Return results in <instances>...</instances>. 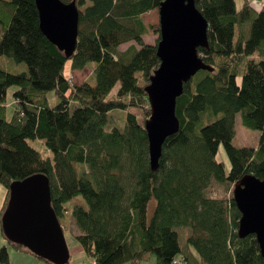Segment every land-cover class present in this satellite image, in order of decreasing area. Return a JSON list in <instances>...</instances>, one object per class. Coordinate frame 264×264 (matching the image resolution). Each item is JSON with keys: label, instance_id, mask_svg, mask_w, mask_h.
Returning <instances> with one entry per match:
<instances>
[{"label": "trees", "instance_id": "trees-1", "mask_svg": "<svg viewBox=\"0 0 264 264\" xmlns=\"http://www.w3.org/2000/svg\"><path fill=\"white\" fill-rule=\"evenodd\" d=\"M75 1L79 34L68 57L43 34L36 0H0V56L28 67L13 73L0 66V184L7 188L0 264H11L10 247L54 264L9 240L2 226L12 183L37 173L49 177L52 207L62 226L73 220L90 262L139 264L150 253L155 264H176V228L188 227L201 264H264L256 236L239 237L232 193L246 174L264 180V4L244 0L237 9L235 0H196L209 22L210 47L199 54L214 71L185 83L176 105L180 129L165 141L153 171L145 87L161 64L160 27L156 42H147L155 26L143 16L164 0ZM68 63L73 71L90 66L91 77L75 83L65 74ZM51 91L60 99L55 106ZM130 107L141 116L129 111L122 130L106 129L111 111ZM237 114L260 131L256 147L233 144ZM221 143L228 171L218 158Z\"/></svg>", "mask_w": 264, "mask_h": 264}, {"label": "water", "instance_id": "water-1", "mask_svg": "<svg viewBox=\"0 0 264 264\" xmlns=\"http://www.w3.org/2000/svg\"><path fill=\"white\" fill-rule=\"evenodd\" d=\"M40 28L49 41L70 57L76 50L80 13L76 1L36 0ZM160 67L145 87L151 115L145 122L149 160L153 171L160 167L163 145L180 129L177 99L184 85L201 70L214 71L199 48L209 49V22L196 0H164L158 8ZM233 198L241 213L238 234H254L264 257V180L246 174L233 187ZM6 237L21 243L54 264H67L70 250L63 226L52 207L49 177L43 173L15 181L2 215Z\"/></svg>", "mask_w": 264, "mask_h": 264}, {"label": "rangeland", "instance_id": "rangeland-1", "mask_svg": "<svg viewBox=\"0 0 264 264\" xmlns=\"http://www.w3.org/2000/svg\"><path fill=\"white\" fill-rule=\"evenodd\" d=\"M251 4L254 5L256 8H261L264 4V0H250ZM244 0H235L237 9H240L243 5ZM144 21L147 25H154L155 28L152 29V33L145 37L147 42L155 43L157 37L159 34L155 31L157 27H160L159 21H160V15L159 10L156 9L154 11L148 12L144 14ZM131 45V43H126L122 45V49H127ZM0 66L10 72L13 73H20V72H26L28 71V67L25 63H17L12 58L7 56H0ZM70 64L66 66L65 74L68 76L72 81H74L77 84H80L91 77L92 75V69L91 67H87L84 70H80L77 72H72L70 68ZM16 86H13L8 91V117H11L13 110L15 108V103L13 101V92L16 90ZM119 88V84L115 86L113 89L112 94H115ZM48 100L50 106H55L59 103L60 99L56 95L54 91L49 92L48 94ZM134 112L137 113L139 116H141L140 109L137 107H130L127 110L117 109L113 110L109 113V121L106 125L107 130H111L113 128H119L123 129L126 121V114L127 112ZM260 138V131L254 130L252 128L247 127L244 125L241 114H237L236 122H235V136L233 138V144L236 147H256ZM218 158L220 161H223L226 166V170L228 171L231 167L230 160L228 158L225 145L223 143L219 146V153ZM216 188L220 191L223 190V187L216 184ZM234 187V185H233ZM233 187H232V193H233ZM7 193V188L5 185L0 184V209L5 201ZM65 238L70 250V255H72L73 259L75 258L77 254V249L81 248V244L78 242L75 236L76 230H74V226L71 225V223L67 224L64 223L63 226ZM178 234H179V243L182 248V252H180L177 255L176 258V264H188L186 261V256H188L191 260L192 264H201V258L199 254L197 253L196 249L188 244V236L190 234V228L188 227H177L176 228ZM5 243V240L3 237L0 239V246ZM10 255L13 253V250L11 247L9 248ZM39 262V260H35ZM41 261V260H40ZM43 261V260H42ZM73 261V260H72ZM45 264H47L44 261ZM128 264H134L132 261L127 262ZM126 263V264H127ZM155 257L152 254H146L145 257L139 262V264H155ZM16 264V262H15Z\"/></svg>", "mask_w": 264, "mask_h": 264}, {"label": "crops", "instance_id": "crops-1", "mask_svg": "<svg viewBox=\"0 0 264 264\" xmlns=\"http://www.w3.org/2000/svg\"><path fill=\"white\" fill-rule=\"evenodd\" d=\"M123 50H125V49H123ZM68 64H70V63H68ZM71 71L74 73V72H77L80 70H74V71L71 70ZM71 225L74 226L73 220L71 221ZM10 258H11V264H15V262H16V264H45L44 261H42V260L40 261V259L34 257L33 255H31L27 252H22V251L13 250V253H11ZM37 259L39 260V262L35 261ZM69 264H90V259L86 255L82 246H81V248L77 249V254H76L74 259H73L72 255L70 256V263Z\"/></svg>", "mask_w": 264, "mask_h": 264}, {"label": "built area", "instance_id": "built-area-1", "mask_svg": "<svg viewBox=\"0 0 264 264\" xmlns=\"http://www.w3.org/2000/svg\"><path fill=\"white\" fill-rule=\"evenodd\" d=\"M90 264H97V263L95 262V260H92V261L90 262Z\"/></svg>", "mask_w": 264, "mask_h": 264}]
</instances>
